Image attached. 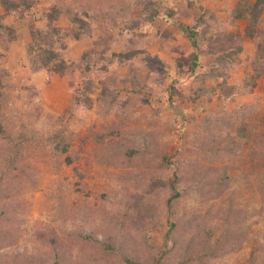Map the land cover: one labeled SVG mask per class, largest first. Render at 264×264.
<instances>
[{
	"label": "rangeland",
	"instance_id": "1",
	"mask_svg": "<svg viewBox=\"0 0 264 264\" xmlns=\"http://www.w3.org/2000/svg\"><path fill=\"white\" fill-rule=\"evenodd\" d=\"M53 1L77 6L79 0ZM158 1L160 5L163 1L174 14L172 18L161 16L163 20H157L152 28L159 31L158 36L168 29L172 37L164 40L152 36L145 48L147 54L166 60L169 72L174 71L172 63L186 50L181 33H176L179 25L195 22V19L203 24L211 17L220 21L236 2ZM39 6H45V2H39ZM140 7L134 6L135 17L141 14ZM2 13L0 0V16ZM103 19L99 18L95 25L96 34ZM28 23L11 24L19 33L7 51H4L5 37L0 28V234L6 236L0 244V264H54L58 261L59 264H126L115 251L147 264H153V256H159L160 264H264V182L255 186L246 174H251L250 155L259 144L263 145L261 157L254 162L263 160L264 137L251 138L264 133L261 124L264 82L260 79L253 92L235 96L243 91L244 78L253 72L249 62L254 55V42L247 37L239 38L247 21L237 19L232 23L233 29L230 26L226 29L237 38L234 44L242 53L238 57L241 64L229 71L228 85H221L220 78L215 79L214 93L208 90L200 101L201 106L193 105L188 97L199 81L190 80L194 75L183 66V75L176 72L174 77L183 103L181 96L174 94V103L178 100L174 107L177 115L163 107L164 116L159 118L151 116L154 109L142 103L137 94L140 91H130L132 81L127 65L117 61L106 64L107 72L93 71L89 78L97 83L100 77H112L115 88L120 91V100H129L126 116L124 111L119 113L120 108L107 107L109 101L101 106L94 101L85 113L65 114L72 94L71 80L35 69L25 54L24 42L32 27ZM1 24H6L4 18ZM58 24L69 26L63 18H59ZM87 40L76 43L69 39L65 49L60 51L62 58L77 64L80 55L93 46V40ZM2 55L6 56L5 60L1 59ZM134 61V68L146 74L147 58ZM96 64L100 66L99 62ZM76 72L79 77L81 71ZM170 82L171 79L165 80L166 84ZM214 84L213 80L203 81L205 89L213 88ZM246 95L251 96L244 98ZM92 98L95 100V96ZM238 106H243L241 113H249L255 125L252 129L245 128V134L243 131L244 138L249 140L241 141V146L236 147L240 153L235 158L205 163L199 156L201 153L192 150L195 141L200 142L195 147L197 150L201 141L210 144L211 138L198 134L199 130H210L201 127L202 124L220 123L223 117L219 112L223 107L229 110L226 116L229 119L224 123L230 124ZM234 123L236 127L239 124ZM61 125L70 142L66 151H62V146L56 149L46 144V138ZM220 130L225 131V126L219 125ZM138 135L147 139L142 142L146 145L142 154L125 156L124 150L112 145L128 139L141 142ZM222 148L225 143L208 150L223 151ZM162 155H167L165 162ZM190 157L211 169L204 172V176L200 171H187V177L174 180L171 164L179 165ZM69 158L73 160L70 164L67 163ZM219 170L226 171L229 182L221 184L218 195L214 193L217 196L211 197L200 184L210 178L216 182ZM174 192L179 197L168 204ZM119 201L125 208L121 209ZM66 204H79L83 211L68 214V209L61 207ZM234 206V210L239 208L241 213L235 214L237 211L233 209L228 212V208ZM207 208L211 211L204 228L211 229L210 236L188 230L179 239L169 241L172 249L161 258L169 223H183L184 215H194L201 221ZM220 209H225L226 215ZM120 224H124L125 229ZM127 231L131 235L128 239L125 236L128 233H124ZM108 239L114 245L109 252L102 245ZM127 242L131 245L128 250ZM210 254L215 256L207 259L206 255Z\"/></svg>",
	"mask_w": 264,
	"mask_h": 264
},
{
	"label": "trees",
	"instance_id": "2",
	"mask_svg": "<svg viewBox=\"0 0 264 264\" xmlns=\"http://www.w3.org/2000/svg\"><path fill=\"white\" fill-rule=\"evenodd\" d=\"M39 2H45V6L40 7ZM136 4L141 6L140 8L142 11L137 17L133 14V8ZM159 5L160 2L158 0H85L84 2L79 0L77 1V6L53 0H1V9L3 13L2 16H0V20L2 21L3 18L6 20L5 25L1 24L0 21L2 25L0 28L5 37L3 41L4 51L8 50L9 44L11 45L15 42L16 35L19 33L15 31L11 24L21 21L26 23L30 22L28 23L32 24L30 25L32 26L29 31L30 36L24 42L25 54L30 62L34 64L36 70L42 69L48 73L57 74L62 78L67 77L71 80L69 86L72 90V94L68 107L64 112L67 115H78L88 112L92 108L94 101L99 103V106L105 101H109L107 107L111 106V108H113L115 106L116 109L120 108V110H118L119 113L123 114L124 111L126 116L125 110L129 100H120V91L115 88V81L112 80V77H100L97 83L89 78V74L93 71L99 70L100 72H107L106 64L109 62H123L124 65H127V71L131 75L130 80L132 81V87L130 91L133 93L140 91V93L137 94L140 95L142 103L151 105L154 109L151 116L153 118H159L160 116H164L162 113V109L164 108L169 109V111H171L170 113L173 115L176 114L174 107L176 103H178V100L174 103L173 96L174 94H179L181 96V93L177 91L178 88L177 84H175L174 77L176 72L183 75V66L189 69L191 75H194V77L189 78L190 80L192 79L193 81L196 79L199 81L197 86H194V88L192 87V93L188 97V99L191 98L190 103L193 105L196 104L197 106H201L200 101L208 90L214 93L212 89L215 90L216 88L217 78H220L221 85H228L231 79L229 71L231 68H235L241 64L238 57L241 56L242 53L234 44L237 38L226 29L232 26L233 21L245 19L247 23L243 29V33L245 37L250 40L252 39L251 41L254 42V55L251 59L249 58V66H251L253 72L251 75L244 78L245 83L243 91L235 93V96L239 94H249L254 91L255 87L258 86V80L264 78V0H254L253 2H251V0H236L226 12L225 17L220 21L211 17L209 20L203 22V24L195 19V22L179 25L176 33H181L183 42L186 45V50L182 51L179 58H176L174 63H172L175 66V72H169V65H165L166 60L156 55H151L150 53L147 54V49L145 48L147 41L149 43V39L152 38V36L156 38L161 37L164 40L172 37L168 29L160 32L158 36L157 34L159 31H156L154 27V30L152 28L157 20H163L160 18L161 16L172 18L174 14L172 10L170 11L169 8L164 5L163 1L161 5ZM185 15L189 16L188 14ZM101 17L104 19L99 26L98 34H96L97 30H94L95 25ZM7 18L9 19L7 20ZM59 18L65 19L69 23V26L58 24ZM115 34H117V37H115ZM239 38L243 39L242 32L239 33ZM69 39H73L76 43H81L85 40L88 41L87 39L93 40V46L80 55L77 64L74 62L69 63L65 58H62V54L60 53V51L62 52L65 49L66 42H68ZM108 43L111 44L112 47L108 46ZM120 43H122V45ZM118 46H120V48L117 50ZM144 58L148 60L144 65L146 68L145 71L147 70L146 74L134 68V60L141 61V59L144 60ZM1 59L5 60L6 56L2 55ZM97 62H99L100 66L96 64ZM78 70L81 71L79 77L76 76V71ZM75 78L78 79L79 82H76L77 80ZM169 79H171V82L166 84L165 80ZM206 80H213L215 83L214 87L205 89L203 81ZM128 82L130 83L129 80ZM227 88L228 90L231 89L228 86ZM229 93L230 91H228L227 95ZM93 96H95V100L92 98ZM231 98L233 99V97ZM182 100L183 96L180 98V101L183 103ZM186 102L188 104V100ZM235 109L233 116L234 121H232V123H224V121H228L227 119H229L226 118L229 114V110L223 107L219 112L223 117L220 123L202 124L201 127H206V129L209 127L210 130H205L203 132L201 130L198 131V134L209 137V140L211 138L210 144L201 141L202 145L199 147V150L195 147H198V143L200 142L195 141L192 149L193 151L195 150L196 153L199 152V154H202V156L201 154L199 156L205 163L210 164L208 162H212L213 160H229L231 157L235 158L236 155L240 153L236 151V147L239 145L241 146V141L249 140V138H244V134L247 132L245 128L252 129L255 125L251 122L252 120L249 113L248 115L241 113L243 106H238ZM163 119L169 122L167 118L164 117ZM59 120H62V118ZM235 121L239 123L237 127L235 126ZM261 124L264 126V117L261 119ZM219 125L225 126V131H219ZM0 133H2L1 129ZM139 137L141 139V136ZM263 137L264 133L257 134L251 139L261 140L260 138ZM46 139V144L54 146L56 149H60L62 146V151H66L70 144L69 140L66 139V129L63 128L62 125L56 128ZM144 139L147 140L146 138ZM145 140L141 139V142H135L133 139H128L123 143L115 142L112 145H116L118 149L122 151L124 150L123 154L125 156L134 157L137 154H142L141 152L143 150H146V145H142V142ZM224 143L225 148H222L223 151L215 149L208 150L215 148L218 144ZM211 144H213L212 148ZM261 147L263 148V145L259 144L257 150L251 153L249 161L253 164V168L251 169V174L246 173L250 180L253 179V184L255 186H260L261 182H264V154H262L263 160L261 163L254 162L255 159L261 157L259 156ZM166 160L167 155H162V161L165 162ZM72 161L73 160L69 158L67 163L70 164ZM181 162L182 163L179 164L180 166L177 163V165L171 164L174 180L187 177V171H200V175L204 176V172L206 173L207 170L209 171L211 169L206 167V164L193 160L191 157ZM221 172L222 170L218 171L217 178H215L216 182L210 178L209 180L207 179L204 184H200V188H205L211 197H216L218 195V188L221 187V184L229 182L226 178V171L223 170L222 174ZM214 193L217 195H213ZM57 195H59V193H57ZM178 197L177 192L171 194L168 199V204H171L172 201L174 199L176 200ZM118 204L121 209L125 208V205L121 201H119ZM127 204L131 205L130 202H127ZM61 207H66L68 209V214L81 213V211H83L82 206L79 204H75L74 206L66 204ZM234 208L236 207L228 208V212L231 213V210H234ZM208 209L209 208L202 214L203 218L201 221L194 215L183 214L184 216L182 217L185 218L183 223L182 221L178 224L169 223L167 232L163 238L164 249L160 253L161 258L166 256L167 252L172 249L169 241L179 239L188 230L197 234L204 232L205 235L207 234L210 236L211 229L204 228L207 224V216L211 211ZM220 210L223 212L225 209ZM234 211H237L235 214L241 213L239 208ZM224 212L226 215V211ZM235 220H238V217ZM8 221L9 219L6 222ZM120 226H122V229L124 228V224H120ZM124 233H128V235H125L126 239L131 237L128 231ZM147 234L150 235V233ZM5 239L6 236L0 234V244L3 243ZM111 240L114 244L113 237ZM111 240L108 239L106 243H102L103 249H107L108 252L114 248ZM130 242H132V240H130ZM130 246L131 245L127 242L125 245L126 250L130 249ZM115 252L118 253L119 257L121 256L122 261L126 264H147L145 262L142 263L140 260H134L128 255L124 256V253L120 251ZM118 255L115 257L118 258ZM206 256L207 259H211L215 255L210 254ZM151 261H153V264H160L159 256L158 258H154V256L151 257ZM54 264H59V261L56 263L54 262Z\"/></svg>",
	"mask_w": 264,
	"mask_h": 264
},
{
	"label": "crops",
	"instance_id": "3",
	"mask_svg": "<svg viewBox=\"0 0 264 264\" xmlns=\"http://www.w3.org/2000/svg\"><path fill=\"white\" fill-rule=\"evenodd\" d=\"M245 26V25H244ZM244 26H242V27H239L240 29H241V31H242V29L244 28ZM231 28H232V26H230ZM233 29V28H232ZM236 30H237V28H236ZM242 34H243V39L245 38V34L242 32ZM251 42V41H250ZM252 43V42H251ZM247 44V48L249 49V47H250V45H249V42L248 43H246ZM246 44H245V46L244 47H246ZM252 48H253V45H252ZM262 79V81L264 82V78H261ZM249 96H251V95H246V96H243L244 98H247V97H249ZM242 97V98H243ZM236 99H238V98H236Z\"/></svg>",
	"mask_w": 264,
	"mask_h": 264
}]
</instances>
